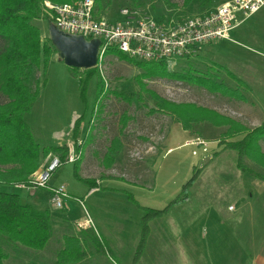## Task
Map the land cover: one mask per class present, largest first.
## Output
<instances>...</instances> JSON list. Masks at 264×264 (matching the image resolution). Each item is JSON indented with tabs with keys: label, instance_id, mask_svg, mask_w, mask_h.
<instances>
[{
	"label": "rangeland",
	"instance_id": "rangeland-1",
	"mask_svg": "<svg viewBox=\"0 0 264 264\" xmlns=\"http://www.w3.org/2000/svg\"><path fill=\"white\" fill-rule=\"evenodd\" d=\"M169 1L175 7L167 6L163 0H100L99 12L112 18L119 8L128 7L139 16L178 21L226 0H191L186 5L184 0ZM31 22L39 27L41 37L47 36L41 12ZM1 45L0 40V48ZM49 59L44 71L31 68L27 85L31 91L36 90L37 98L23 119L41 147L66 145V162L55 165L46 188L25 183L24 187H4L17 192L23 201L52 213V237L47 248L62 246L60 239L54 240L59 233L77 234L86 255L75 264H132L141 229L142 212L138 206L162 208L178 195L194 169L195 178L187 189L186 200L147 222L148 231L135 264H264V167L246 157L242 159L245 166L260 173L262 178L256 179L235 166L236 153L218 143L226 126L204 122L182 130L174 117L148 113L152 103L146 95L141 94L142 100L134 97L127 102L113 94L136 93L142 71L111 55L95 68L97 72L87 81L82 101L78 92L82 69L64 65L56 50ZM188 69L209 73L216 81L237 87L245 100L166 78H141V81L167 100L213 109L246 128L263 121L264 8L234 28L229 40L205 45L169 70ZM99 79L105 94L95 104V85ZM6 101L0 91V104ZM122 114L127 117L123 127ZM76 119L78 135L74 142L72 128ZM113 137L119 138L121 148L110 167L105 168L102 157ZM240 137L233 136L230 140ZM85 139L81 152H77L75 144ZM196 141L198 144H194ZM259 145L264 151V139L259 140ZM57 155L48 152L28 178L44 170ZM77 158H80L78 175L95 179L100 188L89 190L72 176L71 164ZM6 167L9 165H1L0 169ZM58 184L65 186L68 197L60 208H55L48 191ZM127 193L133 201L127 198ZM84 211L92 226L83 222ZM59 215L81 222L82 226L72 222L73 226L68 227L57 220ZM79 229L86 230L87 235ZM92 235L112 255L96 253L90 242ZM0 246L7 255L3 264H29L27 248L7 244L1 236Z\"/></svg>",
	"mask_w": 264,
	"mask_h": 264
},
{
	"label": "trees",
	"instance_id": "trees-1",
	"mask_svg": "<svg viewBox=\"0 0 264 264\" xmlns=\"http://www.w3.org/2000/svg\"><path fill=\"white\" fill-rule=\"evenodd\" d=\"M43 0H0V91L7 98V101L0 104V166L9 165L0 169V236L7 244L14 247L23 246L29 251L42 250L51 239V219L47 209L35 206L30 202L23 201L15 191H9L4 187H13L17 184H26L28 175L35 171L41 159L48 153L54 152L57 155V165L66 162L68 148L62 146H40L33 138L28 124L23 116L29 111L30 106L37 98L36 90L31 91L27 85L32 67L46 69L50 55L55 52L48 36L41 37L38 26L31 21L35 20L40 12V3ZM52 3H66L75 0H48ZM169 7L175 4L169 0H163ZM191 0H184V5ZM204 0L203 2H206ZM94 7L98 13L100 0H93ZM105 55L117 57L139 67L142 71L137 80L138 90L136 93L112 92L123 100L131 102L134 97L142 100L144 94L152 103L148 113H161L172 116L180 124L182 130H189L192 125L209 123L213 126H226L218 138V143L224 149L236 153L235 166L243 173L261 179L260 173L245 166L243 158H248L256 164L264 167V151L261 150L259 140L264 139V120L252 128H246L232 118L218 113L213 109L198 106L194 103H176L165 99L153 90L146 88L141 78H166L180 81L205 89L211 93H217L227 98L244 101L245 98L237 87H229L223 82L216 81L211 74H201L190 69L186 71H171L165 62L160 61H139L129 58L113 48H108ZM96 67L83 69L82 75L78 78V92L80 99L85 97L87 81L97 72ZM76 69V68H74ZM232 76L230 73H228ZM239 82V81H238ZM104 85L99 79L95 85L94 103H98L105 94ZM122 127L127 117L120 116ZM78 120L72 128L73 141H77ZM241 135L237 140H230L233 136ZM75 144L77 152H81L84 142ZM121 143L118 137H113L102 157V165L110 167L117 153L120 151ZM80 158L72 162V176L86 184L88 189L100 188L99 182L95 179L83 178L78 175ZM194 169L190 178L182 185L181 191L162 208H150L138 206L142 215L140 217L139 239L131 259L135 264L140 258V252L144 238L148 231L147 222L165 214L170 206L182 203L187 198V189L194 180ZM127 198L132 200L131 194ZM133 201V200H132ZM83 235L86 230L79 229ZM91 244L98 254H110L111 250L104 245L95 235L91 237ZM62 246L55 251L53 264H75L86 255L82 249V241L79 236L64 234L61 235ZM7 257L0 246V264H3ZM31 264V263H29Z\"/></svg>",
	"mask_w": 264,
	"mask_h": 264
},
{
	"label": "built area",
	"instance_id": "built-area-1",
	"mask_svg": "<svg viewBox=\"0 0 264 264\" xmlns=\"http://www.w3.org/2000/svg\"><path fill=\"white\" fill-rule=\"evenodd\" d=\"M261 8H264V0H226L201 14H191L182 20L158 21L139 16L136 10L128 7L119 8L116 17L108 18L96 11L93 0L66 3L43 0L40 12L47 25H53L64 34L80 35L87 41L96 39L99 45L95 67H99L107 56L106 50L113 48L142 62H165L170 69L177 61L194 56L205 45L229 40L230 32ZM56 164L57 158H53L44 170L29 176L26 184L46 188L49 173ZM48 193L49 201L55 208H60L63 199L68 197L63 184L50 186ZM83 222L92 226L86 212ZM76 224L82 226L81 222Z\"/></svg>",
	"mask_w": 264,
	"mask_h": 264
},
{
	"label": "water",
	"instance_id": "water-1",
	"mask_svg": "<svg viewBox=\"0 0 264 264\" xmlns=\"http://www.w3.org/2000/svg\"><path fill=\"white\" fill-rule=\"evenodd\" d=\"M47 36L64 65L76 69L94 67L97 59L96 39L85 40L80 35H67L58 31L53 25H47Z\"/></svg>",
	"mask_w": 264,
	"mask_h": 264
},
{
	"label": "crops",
	"instance_id": "crops-1",
	"mask_svg": "<svg viewBox=\"0 0 264 264\" xmlns=\"http://www.w3.org/2000/svg\"><path fill=\"white\" fill-rule=\"evenodd\" d=\"M59 222H65L66 226H73L72 222L76 221H72V220H68L62 216L59 215V218L57 219ZM71 222L66 223V221ZM63 224V223H62ZM74 231V230H73ZM78 231L75 230V233H77ZM61 235H63V233H59V237L55 238V242L58 239H61ZM58 245V244H57ZM58 249V247H55L54 249L51 248H47V246L42 249V250H31L29 257H28V262L31 264H53L55 261V251Z\"/></svg>",
	"mask_w": 264,
	"mask_h": 264
}]
</instances>
